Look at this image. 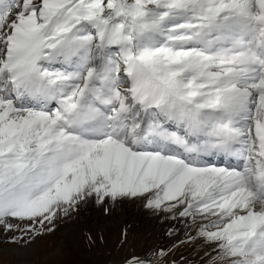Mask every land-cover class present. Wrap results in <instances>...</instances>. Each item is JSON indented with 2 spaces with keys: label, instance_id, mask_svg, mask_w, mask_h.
Masks as SVG:
<instances>
[{
  "label": "snow or ice",
  "instance_id": "1",
  "mask_svg": "<svg viewBox=\"0 0 264 264\" xmlns=\"http://www.w3.org/2000/svg\"><path fill=\"white\" fill-rule=\"evenodd\" d=\"M128 201L264 264V0H0V226Z\"/></svg>",
  "mask_w": 264,
  "mask_h": 264
},
{
  "label": "rangeland",
  "instance_id": "2",
  "mask_svg": "<svg viewBox=\"0 0 264 264\" xmlns=\"http://www.w3.org/2000/svg\"><path fill=\"white\" fill-rule=\"evenodd\" d=\"M195 231L184 218L172 219L142 202L128 201L107 214L89 202L61 218L55 233L31 244L12 243L19 231L0 226V264H125L133 255L156 262L153 249L168 252L162 264H208L211 246L192 240Z\"/></svg>",
  "mask_w": 264,
  "mask_h": 264
}]
</instances>
